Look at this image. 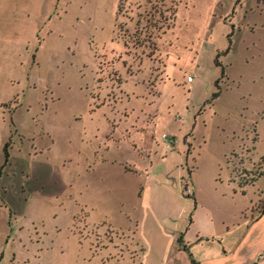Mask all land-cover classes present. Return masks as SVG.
Instances as JSON below:
<instances>
[{
	"label": "rangeland",
	"instance_id": "374dc122",
	"mask_svg": "<svg viewBox=\"0 0 264 264\" xmlns=\"http://www.w3.org/2000/svg\"><path fill=\"white\" fill-rule=\"evenodd\" d=\"M263 2L0 0V264H183L193 198L257 213Z\"/></svg>",
	"mask_w": 264,
	"mask_h": 264
},
{
	"label": "crops",
	"instance_id": "0c3cea01",
	"mask_svg": "<svg viewBox=\"0 0 264 264\" xmlns=\"http://www.w3.org/2000/svg\"><path fill=\"white\" fill-rule=\"evenodd\" d=\"M142 128H138L139 131L135 128V131L129 133L126 137L129 136L130 138L131 136L138 135ZM109 131H107V133ZM112 133H114V131H112ZM108 154L109 153H104V159H107L106 155ZM121 163L122 162L119 164L121 165ZM122 170L126 172L123 168ZM253 181L254 182L237 183V181L231 178V175H229L228 178L231 187L235 188L233 190L235 191L234 194L239 192L243 196L247 194L249 188H254L256 180ZM252 199L253 198L250 197V203L248 205L243 203L239 205L238 217L235 221H231L224 225V221L222 220L219 222L221 226L216 229H212L213 227L211 228L210 226L213 216L206 211L200 214L199 211L196 210L197 207L194 203L192 213L189 214V218L187 219L188 222L185 225V230L184 232L181 231V235L177 237L179 239L178 244L174 242L176 230L173 231L170 229L168 244L163 251L165 254H171L173 248L176 249L177 253L179 251H184L187 254V258L183 264H264V204L257 213H248L247 210L253 202ZM198 218L201 219V227L200 225L194 227L195 221L198 220ZM130 223L136 227L135 221L131 218ZM205 229L211 231V233H207ZM188 231H193L192 234H194L193 237H195L194 243L201 242L202 239L205 238V244H200V247L194 253L191 252V247L194 244H192L191 240H189L190 238L187 237Z\"/></svg>",
	"mask_w": 264,
	"mask_h": 264
},
{
	"label": "trees",
	"instance_id": "16d2710c",
	"mask_svg": "<svg viewBox=\"0 0 264 264\" xmlns=\"http://www.w3.org/2000/svg\"><path fill=\"white\" fill-rule=\"evenodd\" d=\"M261 1H264V0H261ZM264 3V2H263ZM230 36H231V34L230 35H228V40H227V42H228V45H230V40H231V38H230ZM229 47V46H228ZM215 64H216V62H215ZM216 65H219L218 63L216 64ZM222 72H223V69H222ZM218 82L217 81H215V87L217 88V91L216 92H214L213 94H212V96H211V99L210 100H212V99H214L218 94H220V88L218 87V84H217ZM3 150H4V156H5V160L4 161H6V160H8V157H9V151H8V142H6L5 143V145H4V148H3ZM242 183V182H241ZM193 204L196 202L195 201V199L193 198ZM179 241V239L177 238V242ZM142 250H143V248H142Z\"/></svg>",
	"mask_w": 264,
	"mask_h": 264
},
{
	"label": "built area",
	"instance_id": "2783aa9c",
	"mask_svg": "<svg viewBox=\"0 0 264 264\" xmlns=\"http://www.w3.org/2000/svg\"><path fill=\"white\" fill-rule=\"evenodd\" d=\"M187 80H191L189 75L187 76ZM161 137L166 143L172 142V139L170 137H168L167 134H165V133H162Z\"/></svg>",
	"mask_w": 264,
	"mask_h": 264
}]
</instances>
